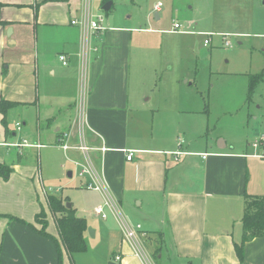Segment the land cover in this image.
<instances>
[{
    "label": "crops",
    "instance_id": "crops-1",
    "mask_svg": "<svg viewBox=\"0 0 264 264\" xmlns=\"http://www.w3.org/2000/svg\"><path fill=\"white\" fill-rule=\"evenodd\" d=\"M0 3L1 20L7 23L0 25V101L10 103L4 116L0 112V166L7 172L6 178L0 177V264H58L54 242L29 226L44 211L46 231L56 235L40 175V152L54 145L40 141L51 137L56 146L63 133H70L71 143H77L82 94L86 141L106 149L92 154L94 166L122 215L141 226L150 264H264V237L243 246L242 263L235 251L242 239L245 197L264 196V154L255 151L264 146L253 148L263 134L253 138V151L219 138L200 146L199 139H186L184 130L187 118L208 113L207 104L192 111L185 100H177L172 109L169 101L160 111L132 103L136 29L105 25L91 36L83 59L81 29L70 24L82 17V0ZM155 11L159 19L160 8ZM60 56L67 58L66 66ZM21 131L37 140L17 141ZM127 151L134 152L130 161ZM176 152L183 154L178 160ZM68 158L76 168L73 162H80L81 154L72 151ZM86 182L80 179L82 188ZM98 194L93 209L104 207L106 219L93 214L96 222L89 224L76 215L87 224V251L74 255L73 264H142ZM62 264L72 263L64 255Z\"/></svg>",
    "mask_w": 264,
    "mask_h": 264
},
{
    "label": "rangeland",
    "instance_id": "rangeland-1",
    "mask_svg": "<svg viewBox=\"0 0 264 264\" xmlns=\"http://www.w3.org/2000/svg\"><path fill=\"white\" fill-rule=\"evenodd\" d=\"M111 2L112 8L104 12L99 1L93 0L92 10L102 16L104 26L136 29L133 44L138 56L136 72L131 75L130 101L160 111L169 101L172 109L177 100H185L192 111H202L207 104V114L187 118L186 139H199L200 146L206 140L214 144L217 138L225 139L236 148L253 151V138L264 135V77L254 87L250 102L245 101L251 77L264 72V0ZM157 3L161 4L158 20ZM173 22L181 24V29L172 30ZM205 40L210 43L204 45ZM225 40L230 47H225ZM14 123L10 125L13 131ZM17 134V141L37 140L22 131ZM40 142L54 145L40 152L45 204L54 196L72 206L76 215L87 218L89 224L92 219L96 222L93 208L99 194L81 187L76 168L63 157L53 138L43 137ZM255 151L264 154V149ZM68 173H72L71 178ZM33 227L40 229V222ZM95 253L99 256L102 247Z\"/></svg>",
    "mask_w": 264,
    "mask_h": 264
},
{
    "label": "built area",
    "instance_id": "built-area-1",
    "mask_svg": "<svg viewBox=\"0 0 264 264\" xmlns=\"http://www.w3.org/2000/svg\"><path fill=\"white\" fill-rule=\"evenodd\" d=\"M92 0H82L83 3V12L81 19H74L70 22L72 26H79L81 29V41H80V49L82 58L85 59L88 56L90 51V38L92 35L98 34L105 30L104 21L102 16L95 15L92 12L91 6ZM161 7V4L158 3L155 5V9L158 10ZM181 24L173 22L172 30L181 29ZM210 40H205L204 45H208ZM230 43L225 40V47H230ZM60 63L63 66L67 65V58L65 56L59 57ZM79 113H78V125H77V143L73 144L70 141V133H63L62 136L58 140L59 147L63 152V155L67 161H69L68 153L72 151H77L81 154L80 162H73L77 170V177L80 179H86L85 188L87 190L95 191L100 193L104 200V206L107 207L110 212L113 214L116 219L120 231L122 234L123 241L126 245L131 249L132 255L139 259L142 264H150L149 257L143 247L142 239L144 234L142 232L140 225H132L121 213L116 201L109 194V187L104 179V177L98 172L96 167L94 166L92 154L93 153H104L105 148L103 146L94 147L90 146L86 141V133H85V122H84V94L79 97ZM17 129H19V124L16 125ZM260 137V138H259ZM256 138L255 143L253 144V148H257L258 146H264V136H259ZM183 144L182 140L178 141V145L181 146ZM39 148V145L35 146ZM126 160L130 161L133 158L134 152L127 151ZM175 159L178 160L183 154L181 152L174 153ZM205 158V155L202 156ZM94 215L102 220L106 219V215L104 213V207H97L93 211ZM117 261L120 260L119 257L115 258Z\"/></svg>",
    "mask_w": 264,
    "mask_h": 264
},
{
    "label": "trees",
    "instance_id": "trees-1",
    "mask_svg": "<svg viewBox=\"0 0 264 264\" xmlns=\"http://www.w3.org/2000/svg\"><path fill=\"white\" fill-rule=\"evenodd\" d=\"M101 6L112 0H99ZM3 5L0 3V25L7 24L1 20V9ZM112 8V7H111ZM264 72L251 77L248 87V95L246 103L250 102V95L254 87L262 80ZM10 103L0 101V112L4 116L5 111L9 108ZM3 123L4 118L2 119ZM0 166V177H7V172ZM48 210L52 215L56 235L51 236L47 233L48 221L46 220L44 211L36 217V223L40 222L41 228L36 229L33 225L30 228L38 235L50 239L57 247L58 264H62L63 256L66 255L73 264V257L76 254L87 251V243L84 234L87 230V224L84 218L77 217L72 208H67L61 199L50 196L47 199ZM19 223H25L21 220L14 219ZM242 239L239 245H235V251L240 263L243 262V246L255 239L264 237V196L262 197H245L244 212L241 220Z\"/></svg>",
    "mask_w": 264,
    "mask_h": 264
},
{
    "label": "water",
    "instance_id": "water-1",
    "mask_svg": "<svg viewBox=\"0 0 264 264\" xmlns=\"http://www.w3.org/2000/svg\"><path fill=\"white\" fill-rule=\"evenodd\" d=\"M112 7V2L109 1L107 3H105L102 7H101V10L104 11V12H108ZM155 19L157 20L158 19V16L157 14L155 15ZM11 31H8V33H10ZM68 177H71V173H68ZM67 208L70 207V205H66ZM91 230L88 229V233H90Z\"/></svg>",
    "mask_w": 264,
    "mask_h": 264
}]
</instances>
